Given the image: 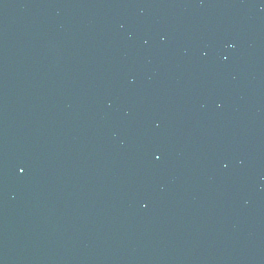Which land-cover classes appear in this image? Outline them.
Instances as JSON below:
<instances>
[{
	"label": "water",
	"instance_id": "95a60500",
	"mask_svg": "<svg viewBox=\"0 0 264 264\" xmlns=\"http://www.w3.org/2000/svg\"><path fill=\"white\" fill-rule=\"evenodd\" d=\"M0 77V264H264V0H0Z\"/></svg>",
	"mask_w": 264,
	"mask_h": 264
}]
</instances>
